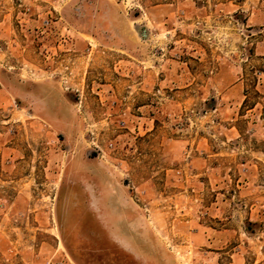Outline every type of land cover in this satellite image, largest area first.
I'll return each mask as SVG.
<instances>
[{"label":"rangeland","instance_id":"1","mask_svg":"<svg viewBox=\"0 0 264 264\" xmlns=\"http://www.w3.org/2000/svg\"><path fill=\"white\" fill-rule=\"evenodd\" d=\"M0 264H264V0H0Z\"/></svg>","mask_w":264,"mask_h":264},{"label":"built area","instance_id":"2","mask_svg":"<svg viewBox=\"0 0 264 264\" xmlns=\"http://www.w3.org/2000/svg\"><path fill=\"white\" fill-rule=\"evenodd\" d=\"M47 23H45V25H46Z\"/></svg>","mask_w":264,"mask_h":264}]
</instances>
